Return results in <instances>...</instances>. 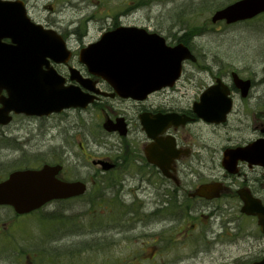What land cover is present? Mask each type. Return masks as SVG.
<instances>
[{
    "label": "flooded vegetation",
    "instance_id": "obj_1",
    "mask_svg": "<svg viewBox=\"0 0 264 264\" xmlns=\"http://www.w3.org/2000/svg\"><path fill=\"white\" fill-rule=\"evenodd\" d=\"M239 1L215 2L226 6ZM259 16H264V12L233 23L220 20L215 25H239ZM179 31L165 36L170 41L172 36L186 32ZM189 47L196 52L192 39ZM55 67L67 78V84L78 87L79 91L86 92L83 82L89 84V80L96 82L95 88L102 91L88 107L72 109L80 114L95 109L102 118V136L116 139L100 156H89V159L104 160L102 166L111 164L109 170L99 172L102 183L108 179L107 175L119 181L121 193L131 195L133 203H139L138 209L134 207L130 212L132 214L146 208L143 201L154 203L152 211L148 209L149 214L138 216V221L148 227L151 236L134 237L135 240L133 235L121 237L125 243L141 246L120 249L112 256L113 262L104 259L98 264H197L191 263L190 258L200 254L185 250L190 244L204 240L210 244L230 236L231 213L236 209L241 211L246 205L244 198L264 205V74L255 78L225 65L213 72L202 65L201 59L186 60L180 78L172 86L121 96L114 93L108 81L90 74L84 64L75 62V57L71 63ZM190 68H193L192 77L194 72L210 68V81L192 85L193 91L183 89L185 77L190 79ZM235 73L249 80L247 92L239 87ZM84 79L87 81L82 82ZM211 85L218 87L205 94L204 90ZM16 116L24 115L13 114V119ZM112 151L115 155L107 156ZM0 169L3 171L2 167ZM6 169V174L0 175V182L12 171L24 167L10 171L7 164ZM130 177L136 179L137 185L127 190L125 184ZM57 178L63 182L79 179L71 177L64 164ZM218 185L221 188L218 189ZM201 188L203 194H199ZM85 194L54 199L46 206L61 209L60 205L65 203V209H69L71 201L84 199ZM111 200L116 201V198ZM154 213L156 218L151 217ZM24 216L17 213L13 204H0L3 229L16 225ZM156 225L161 228H154ZM72 248L53 247L54 264H61V259L71 264ZM204 250L207 254L208 249L204 247ZM37 261L44 264L42 257Z\"/></svg>",
    "mask_w": 264,
    "mask_h": 264
},
{
    "label": "rangeland",
    "instance_id": "obj_2",
    "mask_svg": "<svg viewBox=\"0 0 264 264\" xmlns=\"http://www.w3.org/2000/svg\"><path fill=\"white\" fill-rule=\"evenodd\" d=\"M24 1L33 20L70 33L68 41L76 52L75 62L79 61L80 48L98 40L109 28L105 26L117 20L165 35L180 29L189 31L188 38L194 39L202 64L213 72L225 65L255 78L264 74V16L234 26L214 25L212 14L225 5L216 0ZM210 68L194 72V77L193 68H190V79L185 77V85L181 87L193 91L192 85L210 81ZM13 120L9 126H0V167L3 168L0 175L6 174L7 164L12 171L17 167L59 162L71 177L85 181L88 190L84 199L69 203L72 208L65 209V203L60 205L63 209L44 206L38 212L25 215L16 225L7 229L0 226V264H38V257L43 258L44 264H54L52 248L66 246L73 247L71 264H98L104 259L113 262L112 256L120 249L141 246L125 243L121 237L133 235L135 240L134 237L151 236L148 227L138 221V216L149 214L148 209L152 211L154 203L141 200L146 208L136 210L139 203H133L131 195L121 193L119 181L107 175L108 179L102 183L99 176L102 170L89 159V156H100L116 141L112 136H102V118L95 109L86 114L70 109L50 117L24 115ZM114 155L112 151L107 156ZM135 185L136 179L130 177L125 188L128 190ZM134 207L136 211L132 214ZM153 216L156 218L155 213ZM231 217L230 236L210 244L207 240L194 242L185 249L200 254L190 258L191 263L248 264L264 255V234L256 219L238 209ZM154 228L160 229L161 225ZM104 235L108 238L102 240ZM204 247L208 249L207 254ZM60 261L65 264L63 259Z\"/></svg>",
    "mask_w": 264,
    "mask_h": 264
},
{
    "label": "water",
    "instance_id": "obj_3",
    "mask_svg": "<svg viewBox=\"0 0 264 264\" xmlns=\"http://www.w3.org/2000/svg\"><path fill=\"white\" fill-rule=\"evenodd\" d=\"M262 10L264 0H243L218 11L214 19L227 18L230 22L251 17ZM107 37L92 50L91 55L85 54L89 50L85 49L81 53L82 60L90 66L105 68L107 72L104 75L110 80L119 75L114 71L118 60L136 61L134 66L149 70L145 80L137 83L113 80L112 84L124 95L136 92L135 85L151 91L168 84L179 75L185 58H195L185 45L168 46L162 36L147 33L144 28L121 27ZM69 56L54 30L31 20L23 1L0 0V92L6 89L9 93L8 98L1 99L4 106L0 108V122H8L7 114L12 109L29 115H44L86 104L87 101L83 103L75 89L64 87V79L53 68L43 70L44 64L49 65L48 58L65 62ZM128 72L125 75L128 76ZM60 169V165L46 164L40 170L12 173L7 181L0 184V203H13L18 212L24 213L53 198L85 191L86 185L82 182L57 181L55 174ZM246 212L258 215V223L264 232V207ZM251 264H264V257Z\"/></svg>",
    "mask_w": 264,
    "mask_h": 264
}]
</instances>
